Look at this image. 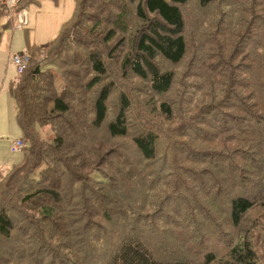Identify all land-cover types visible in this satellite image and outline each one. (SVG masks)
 I'll list each match as a JSON object with an SVG mask.
<instances>
[{"label":"trees","instance_id":"trees-1","mask_svg":"<svg viewBox=\"0 0 264 264\" xmlns=\"http://www.w3.org/2000/svg\"><path fill=\"white\" fill-rule=\"evenodd\" d=\"M35 1L18 0L13 8L20 12ZM75 1L73 19L62 25L54 39L40 46L27 44L23 52L29 55V63L9 86L16 122L28 139L30 149L23 153L19 164L0 172V264H32L28 256H14L9 261L1 250V243L7 241L23 243V236H27L29 247L36 246L41 254L39 261L35 258L36 264H190L183 257L168 256L161 247L157 248L159 253L156 254L152 246L155 241L150 238L148 217L154 200L152 194L155 189L168 207L177 196L169 187L171 181L159 182L155 188L144 185L124 188L111 177L113 167L119 163L124 168L129 164L148 166L146 171L138 172L149 177L160 168L155 153L156 138L150 133L133 135L129 131L126 112L130 103L122 93L112 99L114 91L108 83L105 65L118 50L120 43L116 40L128 30L125 22L128 11L118 5L121 10L107 19L110 3L113 7L112 0L106 6L98 5L95 8L97 14L111 23L110 28L99 29L101 21L91 14V7L84 1ZM121 1H137L136 16L140 18L141 26L135 42L136 52L123 58L122 68L129 66L134 76L149 84L150 90L158 96L170 91L174 75L171 71H160L157 57L170 65H179L186 54L183 9L197 2L200 7L211 10L221 2L227 9L216 12V34L223 35L219 25H224V30L239 37L240 31L235 30L233 23L220 17L236 20V13H230V9H236L240 4L245 6L242 0ZM1 4L0 0V15H6ZM242 10L247 17L243 34L257 38L258 33L264 31V12ZM115 42L117 45L113 47ZM259 51L264 56V36ZM253 61L255 67L242 70L247 79L239 87L246 93L240 100L236 95L229 99L225 97L224 102H228L233 114L224 116L232 131L230 139L249 144V148L239 150L247 151L254 161L253 156H259L258 165L264 176V63L258 58ZM44 63L46 69L42 68ZM231 69H235L233 65ZM231 84L226 86L236 85L234 81ZM228 91L234 94L232 89ZM117 101L119 110L111 116L109 104ZM156 109L168 115L165 103L153 106L151 112ZM184 112L192 113L190 110ZM217 114L222 112L218 110ZM193 117L195 114L190 119ZM47 127L52 134L49 145L39 139L40 129ZM102 132L106 138L101 136ZM192 137L193 140L210 141L203 135ZM125 138L130 139L137 160H130L121 147L114 146L119 139ZM107 142H115L108 151L105 149ZM213 152L217 154V151ZM218 157H223L221 152L214 158ZM103 158L106 159L103 165L109 171L99 166ZM129 170L135 169L130 167ZM172 174V171L167 173ZM183 174L185 179L190 178ZM216 174L217 180L222 182L223 175L219 171ZM233 174L234 189L240 174ZM65 176L69 180L64 181ZM186 184L182 187L183 194ZM205 200L210 203L204 204L205 208L215 205V201H210L204 193ZM256 204V200L248 199L244 193L229 196L226 208L232 226H238ZM215 207L213 210L217 213ZM191 208L194 215L199 214L196 207ZM138 218L140 226L133 225ZM146 229L148 233L143 232ZM159 234L160 237L164 235ZM171 238V235L166 238L164 235L165 247ZM247 242L243 238L239 243H233L218 263L215 258L205 255L203 264H257L256 251Z\"/></svg>","mask_w":264,"mask_h":264},{"label":"rangeland","instance_id":"rangeland-1","mask_svg":"<svg viewBox=\"0 0 264 264\" xmlns=\"http://www.w3.org/2000/svg\"><path fill=\"white\" fill-rule=\"evenodd\" d=\"M80 1L89 5L91 14L100 19L99 29L110 28L111 23L107 19L121 10L118 5L124 6L128 11L125 20L128 30L116 40L120 43L118 50L105 65L109 77L108 83L113 87L112 99H117L122 93L130 103V108L126 112L129 131L133 135L150 133L156 138L155 153L160 168L154 170L151 177L140 175L138 172L146 171L148 166L142 168L134 164L124 168L119 163L113 167L114 173L110 172L113 174L112 180L124 188H136L142 185L155 188L154 185L159 182L171 181L169 187L177 193L175 200L171 202L172 207L171 203L167 207L161 199L162 196L157 194L155 189L152 194L154 200L148 217V227L150 238L155 241L152 242V246L156 250H153L158 254L157 248L161 247L162 252H167L168 256L183 257L190 264H203L205 255L208 258H215L218 263L227 255L233 243H239L246 238L247 243L252 244L256 251L259 260L257 264H264V204H262L264 176L258 165L259 156L254 155V161L247 151L239 150L249 148L247 147L249 144L230 139L232 131L224 116L233 114L228 102H224L225 97L229 99L236 95L239 99L246 93L239 87L247 79L243 76L244 67L246 69L255 67L253 59L257 58L264 63L263 52L259 51L263 44L264 31L259 32L257 38L246 37L243 31L247 27V17L242 10L243 8L253 11L259 9V12L261 10L264 12V0H242L245 6L240 4L236 9H230V13H236L238 17L236 20L220 17L221 20L233 23L235 30L240 31V34L237 33L239 37L224 30V25H219L220 33L223 35L216 34L218 24L214 20L216 12L227 9L223 8L221 2H217L211 10L200 7L197 2L185 7L184 37L187 48L183 61L179 65H170L160 57L156 59L160 71H171L174 75L172 88L162 96L154 94L149 84L137 79L129 66L122 68L123 58L127 55L132 56L136 52L135 42L138 40L140 30L138 28L141 27L140 18L136 16L137 1L127 3L112 0L113 7L109 0ZM108 2L111 12L105 20L97 14L95 8L98 5L106 6ZM25 9L22 10L26 13L24 11L20 13L13 7L3 5L2 10L6 15H0V172L19 164L24 157L23 153L30 149L28 139L17 125L15 104L9 94V86L18 75L9 58L13 54L25 51L28 43L40 46L54 39L62 25L73 19L76 1L37 0L27 5ZM147 18L152 16L147 15ZM116 42L113 47L117 45ZM232 65L234 70L231 69ZM42 68L46 69V63L42 64ZM233 81L236 83L234 87L226 86L232 85ZM221 87L226 89L225 92ZM230 89L234 94L229 93ZM160 103L167 105L168 115L158 109L151 112L152 107ZM109 110L113 116L119 110L118 101L109 104ZM188 110L192 113L184 112ZM218 110L222 114H217ZM192 114H195V117L190 119ZM40 131L39 139L49 145L52 140H50L52 137L50 129L47 127ZM102 135L106 138L104 132L101 133ZM202 135L210 141L193 140L192 136ZM18 139H24L26 146L23 151L12 152L11 142ZM114 144L115 142H107L105 149L108 151L114 146L121 147L130 160H137V153L129 138L119 139L118 143ZM213 150L217 151V154L221 152L223 157L214 158L217 154ZM105 160L103 158L99 165L102 169L106 168L103 165ZM262 160L264 162V159ZM130 167L135 170H129ZM167 167L171 170H162ZM169 171L174 174L167 175ZM216 171L223 175L222 182L217 180ZM183 173L190 178L185 179ZM233 173L240 174L236 179L237 187L234 189ZM66 179L69 180L67 176L64 177V181ZM245 183L248 185L243 188L242 185ZM69 184L72 186L70 181ZM185 184L186 190L183 194L182 187ZM204 193L209 196L210 201H215L213 207L217 206V213H214L212 206L205 208L204 204L210 203L203 201ZM243 193L248 199L256 200L257 204L244 215L238 226L233 227L226 203L229 196ZM191 207H196L199 214L194 215ZM134 221L138 222L133 225L140 226L139 218ZM143 232L148 233L147 229ZM160 232L165 238L169 235L172 237L167 247H165L164 235L160 237ZM21 241L23 243L14 240L1 243V250L3 249L7 259L10 261L14 256H28L27 259L32 264L38 263L41 254L36 250L37 247L34 246L32 249L29 247L27 236H23Z\"/></svg>","mask_w":264,"mask_h":264},{"label":"built area","instance_id":"built-area-1","mask_svg":"<svg viewBox=\"0 0 264 264\" xmlns=\"http://www.w3.org/2000/svg\"><path fill=\"white\" fill-rule=\"evenodd\" d=\"M18 0H2V4L8 7H13L17 3ZM25 10H21L20 13ZM20 20V14H19ZM22 23V22H21ZM29 55L25 52L13 54L10 56L9 61L15 66L17 74H21L23 70L27 67L29 63ZM26 146V141L24 139H18L11 142L12 152L23 151Z\"/></svg>","mask_w":264,"mask_h":264}]
</instances>
